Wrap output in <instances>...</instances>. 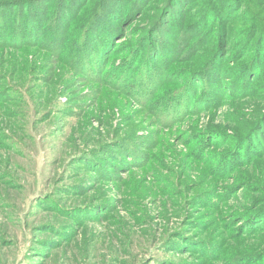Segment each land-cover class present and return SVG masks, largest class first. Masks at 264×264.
<instances>
[{"label":"rangeland","instance_id":"rangeland-1","mask_svg":"<svg viewBox=\"0 0 264 264\" xmlns=\"http://www.w3.org/2000/svg\"><path fill=\"white\" fill-rule=\"evenodd\" d=\"M161 1L80 60L0 13V264H264V0H182L169 46Z\"/></svg>","mask_w":264,"mask_h":264},{"label":"trees","instance_id":"trees-1","mask_svg":"<svg viewBox=\"0 0 264 264\" xmlns=\"http://www.w3.org/2000/svg\"><path fill=\"white\" fill-rule=\"evenodd\" d=\"M127 1H129V4H125L122 10L120 7L122 5V0L118 1L119 11H124L125 7L126 10L131 8V14L125 15L124 18H120L118 16L119 12L117 13L115 12V10H113L114 5L117 2L115 0H82L80 3L78 2V0H3L0 2V4L5 5V7H0V13L11 15L12 12L16 11V8L15 6H13V4H17L20 10L24 13L19 11L15 15L16 19L20 22L22 21V25H24V28L27 29L26 31H30H23L22 33L24 35L21 38H26L28 33L35 32L33 26L34 24H36L38 25V31L40 34H42L43 30L49 31L51 34L59 33V37L58 35H56V38L53 37V39H51L52 46H55V48H63V44H65L68 33H74V57L76 58V60H80L81 54L79 53L82 50L81 46L84 45L87 41V43H90L95 39V41H97L98 39H102V37H105V35H107L106 40H108L109 37L113 38L118 36V31L120 28L124 29L128 27V25H131L133 23H129V18L131 17L135 20H145L144 14H142L144 12V8L135 11L138 4L141 7L144 5L143 0ZM236 1L239 0H230L227 5L222 2L223 6L219 7V10L222 11L225 15L229 14L233 10ZM132 2L135 3V7L133 6L134 8H132ZM184 3L182 0H166L165 2H159L160 5L158 7H155L153 9V13L148 16L150 26L148 34L150 35V37H152V40L156 39L158 41H161L163 38H165L168 41L167 43H165V46H169L171 44V41L174 42L178 39V33L182 31V28L180 27L181 24H179L175 20V10L177 6L182 7ZM27 8H29L28 11ZM148 13H150L149 10ZM262 13L264 15V12ZM133 15H135V17ZM213 15L214 14L211 11L206 10L204 14V19H211L210 17ZM253 15L256 22H261V17L258 15V12H255V14L253 13ZM172 18L175 22L172 20ZM23 21L25 22L23 23ZM46 21L49 23L50 29H48V24L46 23ZM205 23L206 21L199 24H203L204 26ZM193 28H195V26H193ZM117 40L119 39H116L115 42ZM150 46L151 43L146 45L148 49H150ZM217 46H219L217 50L222 49V45H220V43ZM101 47L103 46L101 45ZM148 49L147 53H149L150 51ZM99 51L101 53V56H99L101 57V60H103L104 58V61L106 60V63H108L112 50H110L109 53L103 47ZM155 51L158 52L157 50ZM81 52L85 53V51ZM214 55V53L209 54L207 59L204 61V66H206L203 67L205 72L209 74L213 79H215V77L218 79L220 74L217 69H215L216 63H213L214 58L216 57H214ZM152 59L153 58H147L146 61H150ZM222 61L223 60H221V62ZM261 63L263 64V61H261ZM261 68L262 65L260 66V68H258L257 66L252 70H247V74L252 76L258 73L255 78H260L259 75L261 73H264V68ZM263 118L264 115H261L260 118L254 123V125H261V121L263 120Z\"/></svg>","mask_w":264,"mask_h":264}]
</instances>
